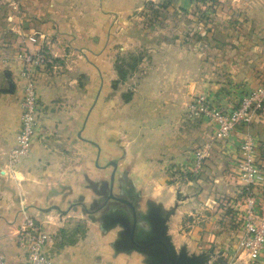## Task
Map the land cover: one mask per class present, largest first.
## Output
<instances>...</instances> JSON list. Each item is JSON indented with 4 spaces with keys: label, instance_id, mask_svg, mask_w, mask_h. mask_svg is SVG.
<instances>
[{
    "label": "crops",
    "instance_id": "crops-1",
    "mask_svg": "<svg viewBox=\"0 0 264 264\" xmlns=\"http://www.w3.org/2000/svg\"><path fill=\"white\" fill-rule=\"evenodd\" d=\"M145 1L0 0V254L5 264H25L16 230L26 215L49 232L44 250L52 264H149L161 244L137 247L128 239L130 228L134 242L153 236L175 254L203 253L209 262L216 246L218 256L232 253L234 204V221L223 222L224 207L215 209L204 190L210 182L224 189L233 178L241 187L229 168L236 167L238 138L245 130L264 169V105L247 127L237 126L219 139L212 121L182 114V104L188 94L200 93L231 105L262 80L264 0H171L178 26L167 33L184 36L187 46L177 38L158 42L140 76L112 87L114 57L138 43L128 28ZM182 15L189 22L184 32ZM32 32L35 44L27 41ZM37 45L49 62L36 79L31 148L10 164L20 117L19 54ZM128 85L132 94L122 98ZM196 148L205 153L198 171ZM185 172L194 177L183 180ZM261 190L264 212V182ZM185 215L190 222L182 226ZM239 257L234 264H264V249L259 262Z\"/></svg>",
    "mask_w": 264,
    "mask_h": 264
},
{
    "label": "built area",
    "instance_id": "built-area-1",
    "mask_svg": "<svg viewBox=\"0 0 264 264\" xmlns=\"http://www.w3.org/2000/svg\"><path fill=\"white\" fill-rule=\"evenodd\" d=\"M27 41L37 43L36 33L27 36ZM22 62L19 70L21 93L19 98V127L15 133V143L9 156L12 161L27 155L31 148L35 129L36 79L40 71L49 62V56L40 45L33 49L20 51ZM264 105V76L254 87L243 91L231 105L217 104L204 94L190 97L184 111L191 117H202L214 124L213 135L216 138L227 137L237 126L247 127ZM255 141L245 130L238 143L236 161L237 177L244 190L241 201L234 204L237 232L235 247L225 264H233L242 255L246 260L259 262L260 253L264 249V212L259 208L258 198L263 193L264 169L256 161ZM204 152L197 149L193 152V168L198 169L202 163ZM49 233L34 216L26 215L17 226L16 241L24 252L25 264H52V259L45 252V244ZM0 264H5L0 254Z\"/></svg>",
    "mask_w": 264,
    "mask_h": 264
},
{
    "label": "rangeland",
    "instance_id": "rangeland-1",
    "mask_svg": "<svg viewBox=\"0 0 264 264\" xmlns=\"http://www.w3.org/2000/svg\"><path fill=\"white\" fill-rule=\"evenodd\" d=\"M165 1H163V0H146L144 2V5L139 10L136 11V16H134L132 21H130V27L128 29L132 32L131 35H137L138 36L137 37L138 43L136 45H134L133 48H131V49L119 50L118 53L115 55L114 65H115V68L117 67L118 71L115 70L116 76H115V79L113 81H116V84L113 85L112 82H110V86L118 88L119 84L124 83V80L129 78L130 76H133V78L140 76L142 74V72L144 71L143 69H144V66L146 65V63L150 62V60L152 58L151 57L152 49H154V48L156 49V45L158 44V42H160L162 40H164V42H170V40L177 38V40L180 44L185 43L187 46L186 42L188 40L185 39L184 36L179 37L177 34L172 36V33H167L168 31H172V30L176 29V27L178 25L173 18V16H175L176 14L172 11V5L170 4L171 0H167V2H165ZM187 20H188V16H186V15L181 16V22H180L181 28H180V30L183 32L188 31L189 22ZM117 72H119L120 74H123L122 78L119 77ZM131 94H132V85H128L127 88H125V89L123 88V90H121V92H120V96L122 98H130ZM196 94H200V93L188 94L185 101L187 102L190 99V97H192L193 95H196ZM186 102L183 103L184 105L182 104V109H183L182 114L183 113L186 114L184 111ZM239 139L240 138H238V141H239ZM20 158H18V159H20ZM7 159H8L10 164L18 161V159L15 161H12V159L9 156V153H8ZM234 165H231L229 168V170H230L229 174L232 177L237 176L236 167ZM201 167H202V163H201L200 167L198 169H196V171L200 170ZM191 171L193 172L194 170L192 169ZM191 171H190V173H192ZM185 176L186 177L183 178V180H185V181L187 179H192V177H194V176L189 177L188 172H185ZM235 181L236 180H234V178H233V182L223 184V186H226L225 188L223 187L224 189L221 188L222 185L220 183L210 182V183H207V185H208L207 188L209 190H204V192L208 195L207 196L208 199H209V196H211V198H210L211 201L215 202V203L213 202V205H216L215 209H218V208L223 209V207H224V213L221 215V218H220L223 222H225V219H227V217L229 218V220L234 221V218L232 219V214H231L232 209H233L231 207V205L235 204L236 203L235 201L237 199L233 198L232 194H236L237 196H241L244 192L242 185H241V187H239V185ZM229 186H230V188H229ZM201 191H202V189L198 190V192H201ZM230 192H233V193L231 194ZM233 201L235 203H233ZM207 205L208 204H206V206ZM208 209L209 208H207V211H211ZM228 213L231 214V216H229ZM189 217H190V215L189 216L185 215L182 218V222H181L182 226H185L190 222ZM232 225L235 226V223L233 222ZM234 228L236 231L237 227L235 226ZM127 231L128 230H126V233H127ZM234 235H235V233H234ZM147 236H149V235H147ZM147 236H145V237L139 236V237H137L136 240L137 241H145L148 238ZM128 239H129V237H128ZM216 249H219V246L214 247L213 254L209 255V258L211 257L210 261L208 262V261H206L207 259H205V261H203L202 264H204V263H206V264H225L227 262L230 255L229 256L227 255L226 250H224V252H223L224 254L218 256L216 254ZM160 250H161V252H164V255H163L164 259L162 258L160 264H175L174 259L169 258L164 249L162 250V248H161ZM206 250H208V248H206ZM185 254L187 255L188 253L185 252ZM206 258H208V255H206ZM251 262H253V261H251ZM246 264H248V262Z\"/></svg>",
    "mask_w": 264,
    "mask_h": 264
},
{
    "label": "water",
    "instance_id": "water-1",
    "mask_svg": "<svg viewBox=\"0 0 264 264\" xmlns=\"http://www.w3.org/2000/svg\"><path fill=\"white\" fill-rule=\"evenodd\" d=\"M134 220V219H133ZM134 223V221H133ZM134 226V224H133ZM132 228H130L129 230V233H128V237H129V240L134 244L136 245L137 247H147L153 243H160L161 244V248L162 250L164 249L168 255L169 258L171 259H174L175 261V264H202L203 261H205L206 259V255L205 254H198V255H186L184 251L178 253V254H175L173 252V250L171 249V247L169 245H167V243L161 239H156L155 237H151V236H148V238L146 239V241H142L144 242L143 244H139V243H136L134 242L133 240V235H132ZM157 255H159L157 258H152L150 261H149V264H160L162 258H163V255H164V252H161V250L157 253ZM164 259V258H163Z\"/></svg>",
    "mask_w": 264,
    "mask_h": 264
},
{
    "label": "trees",
    "instance_id": "trees-1",
    "mask_svg": "<svg viewBox=\"0 0 264 264\" xmlns=\"http://www.w3.org/2000/svg\"><path fill=\"white\" fill-rule=\"evenodd\" d=\"M115 69L118 71L117 67ZM117 73H118L119 77L122 78L123 74H120L119 72H117ZM112 84L113 85L116 84V81H112Z\"/></svg>",
    "mask_w": 264,
    "mask_h": 264
}]
</instances>
